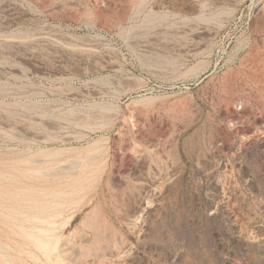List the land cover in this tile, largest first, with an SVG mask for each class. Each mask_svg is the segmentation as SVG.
<instances>
[{"label": "rangeland", "instance_id": "1", "mask_svg": "<svg viewBox=\"0 0 264 264\" xmlns=\"http://www.w3.org/2000/svg\"><path fill=\"white\" fill-rule=\"evenodd\" d=\"M263 169L264 0H0V264H264Z\"/></svg>", "mask_w": 264, "mask_h": 264}, {"label": "bare ground", "instance_id": "2", "mask_svg": "<svg viewBox=\"0 0 264 264\" xmlns=\"http://www.w3.org/2000/svg\"><path fill=\"white\" fill-rule=\"evenodd\" d=\"M261 128H262V126H261ZM261 141H262V139H261ZM257 143H258V142H257ZM255 147H256V146H255ZM248 151H249V150H248ZM248 151H247V152H248ZM255 155H256V154H255ZM262 155H263V153H262ZM253 156H254V155H253ZM260 156H261V155H260ZM257 161H258V160H257ZM259 162H260V161H259ZM262 163H263V162H262ZM258 167H261V166H258ZM263 170H264V169H263ZM41 173H42V172H41ZM43 174H46V173H43ZM2 175H3V178H4V174H2ZM46 175H47V174H46ZM0 176H1V175H0ZM5 178H6V177H5ZM247 181H248V180H247ZM252 182H253V181H252ZM252 182H250V183H252ZM247 183H249V182H247ZM2 184H3V183H2ZM79 185H80V183H79ZM71 186H72V185H71ZM251 186H252V185H251ZM13 188H14V187H13ZM83 188H84V187H83ZM43 189H44V188H43ZM81 189H82V187H81ZM18 191H19V189H18ZM23 191H26V190H23ZM54 191H55V190H54ZM52 192H53V191H52ZM61 192H62V191H61ZM38 193H39V191H38ZM42 193H44V192L42 191ZM50 193H51V192H50ZM54 193H56V192H54ZM59 193H60V192H59ZM65 193H66V192H65ZM23 194H24V193H23ZM39 194H40V193H39ZM39 194H37V195H39ZM62 194H63V193H62ZM62 194H61V196H62ZM66 194H67V193H66ZM51 195H52V194H51ZM55 195H56V194H55ZM69 195H70V193H68L67 196H69ZM71 195H72V194H71ZM13 196H14V195H13ZM59 196H60V195H59ZM29 197H30V196H29ZM44 198H45V197H44ZM55 198H56V197H55ZM3 199H4V197H3ZM5 199H6V197H5ZM9 199H11V198H9ZM35 199H37V198H35ZM21 202H22V201H21ZM25 202H26V201H25ZM34 202H36V201H34ZM66 203H67V200H66ZM66 203H65V204H66ZM69 203H70V202H69ZM48 204H49V203H48ZM54 204H55V203H54ZM65 204H64V205H65ZM6 205L8 206V204H6ZM62 205H63V203H62ZM62 205H61V206H62ZM64 205H63V209L65 208V206H66L67 204H66L65 206H64ZM4 206H5V205H4ZM9 206H11V205H9ZM29 206H30V205H29ZM57 206H58V205H57ZM20 207H21V206H20ZM39 207H40V204H39ZM47 207L49 208V206H47ZM52 207H53V205H52ZM54 208H56V207L54 206ZM54 208H53V209H54ZM4 209H8V208H4ZM10 209H11V208H10ZM26 209H27V208H26ZM35 209H36V208H35ZM41 209H43V208L41 207ZM51 209H52V208H51ZM53 209H52V210H53ZM12 210H13V209H12ZM46 210H47V209H46ZM28 211H29V210H28ZM9 212H10V211H9ZM14 212H15V211H14ZM18 212H19V211H18ZM22 213H23V212H22ZM44 213H45V211H44ZM61 213H62V211H61ZM3 215H4V214H3ZM23 215L26 216L25 214H23ZM39 215H40V213H39ZM42 215H43V214H42ZM49 215H50V214H48V216H49ZM57 215L59 216V214H57ZM57 215H56V216H57ZM24 216H23V217H24ZM32 217H33V216H32ZM46 217H47V216H46ZM59 217H61V216H59ZM59 217H58V218H59ZM35 218H36V217H33V220H35V222H36L37 219H35ZM47 218H48V217H47ZM50 218H51V220L54 219L53 216L50 217ZM50 218H48V219L50 220ZM12 219H14V218H11V220H12ZM41 219H43V218H41ZM48 219H47V220H46V219L44 220L45 223H46V225H47V221H48ZM141 219H142V218H141ZM28 220H29V219H28ZM33 220H29V221H33ZM261 220L263 221V219H261ZM37 221H39V219H38ZM18 222H19V221H17V223H18ZM21 222H23V224L25 223L24 221H21ZM41 222H42V221H41ZM51 222H52V221H51ZM259 222H260V221H259ZM27 223H28V222H27ZM45 223H43V224H45ZM48 224H49V222H48ZM57 224H58V223H57ZM57 224H56V225H57ZM59 224H60V223H59ZM59 224H58V225H59ZM50 225H51V224H50ZM53 225H55V223H54ZM258 225H259V224H258ZM247 226H248V225H247ZM48 227H50V226H48ZM55 227H56V226H55ZM256 227H259V226L256 225ZM18 228H19V227H18ZM34 228H35V227H34ZM53 228H54V227H53ZM245 228H246V227H245ZM21 229H22V228H21ZM25 229H26V228H25ZM31 229H32V227H31ZM31 229H30V230H31ZM37 229H39V228H37ZM46 229H47V228H46ZM95 229H96V228H94V230H95ZM258 229H259V228H258ZM262 229H263V228H262ZM26 230H27V229H26ZM28 230H29V229H28ZM40 230H42V229H40ZM44 230H45V229H44ZM44 230H43V232L45 233V231H47V230H45V231H44ZM57 230H58V229H57ZM245 230H246V229H245ZM32 231H34V230H32ZM48 231H49V230H48ZM48 231H47V232H48ZM50 231L52 232V230H50ZM258 231H259V230H258ZM3 232H4V231H3ZM51 232H50V234H51ZM53 232H54V230H53ZM243 232H244V231H243ZM247 232H248V231H247ZM259 232H260V231H259ZM24 233H25V230H24ZM94 233H95V231H94ZM98 233H99V232H98ZM260 233H261V232H260ZM262 233H263V232H262ZM262 233H261V234H262ZM25 234H28V233H25ZM37 234H38V233L33 234V235L36 236ZM53 234H54V233H53ZM96 234H97V230H96L95 236H96ZM242 234H243V233H242ZM244 234H245V233H244ZM253 234H254V233H253ZM261 234H259V236H260ZM30 235H31V237H30L29 235H28V237L31 239V238H32V234H30ZM39 235H40V234H38V236H39ZM59 235H61V234H59ZM254 235H255V234H254ZM254 235L251 234L252 237H253ZM25 236H26V235H25ZM40 236H41V235H40ZM56 236H57V235H56ZM255 236H256V235H255ZM19 237H20V236H19ZM26 237H27V236H26ZM43 237H45L44 234H43ZM46 237L49 238V236H46ZM46 237H45V238H46ZM84 237H85V235H84ZM252 237H251V239H250V238L248 237V235L245 236V238H244V242H245V244L247 245V247H253V246H255L254 244H256V245L259 246V247H262V246L264 245V244H263V237H262L260 240H257L258 237H256V240L254 239L255 237H253V238H252ZM260 237H261V236H260ZM260 237H259V238H260ZM33 238H34V237H33ZM40 238H41V237H40ZM40 238H39V239H40ZM45 238H42L43 243H46V242H45V241H46ZM51 238H53V236H52ZM54 238H55V237H54ZM96 238H98V237L96 236ZM259 238H258V239H259ZM22 239H23V237H22ZM36 239H37V241H39V239H38L37 236H36V238H34V240H31V241H36ZM44 239H45V241H44ZM58 239H60V238H57V239L55 238V239H53V240L51 239V240H52V241H55V242L57 241V243H58ZM63 239L66 240V238H63ZM63 239H61V240H63ZM100 239H101V238H100ZM252 239H253V240H252ZM10 240H11V239H10ZM42 240H41V241H42ZM101 240H102V239H101ZM101 240H99V242H101ZM237 240H238V239H237ZM48 241H49V240H48ZM82 241H83V240H82ZM87 241H88V240H87ZM89 241H90V240H89ZM55 242H54V245H53V243H51V241H50L51 247H50V244H48V246H49L48 249H49V248H52V247H55ZM60 242H61V241H60ZM85 242H86V241H85ZM238 242H239V241H238ZM12 243H13V242H12ZM15 243H16V242H15ZM35 243H36V242H34V244H35ZM41 243H42V242H41ZM63 243H64V242H63ZM65 243H66V242H65ZM65 243H64V244H65ZM70 243H72V242H69V244H70ZM88 243H89V242H88ZM90 243H91V242H90ZM90 243H89V244H90ZM36 244L38 245V243H36ZM36 244H35V245H36ZM59 244H60V247L62 248L63 246H61V243H59ZM66 244H68V241H67ZM239 244H240V242H239ZM241 245H242V244H241ZM1 246H2V245H1ZM13 246H14V245H13ZM17 246H18V245H17ZM17 246H16V248H17ZM57 246H58V248H56ZM67 246H68V245H67ZM69 246H70V245H69ZM2 247H4V246H2ZM2 247H1V249H3L2 251H6L7 248H10V247H4V248H2ZM56 247L51 249V254H53V253H52L53 249H56V250L58 249V250H60L59 252L62 253V250L59 249V245H56ZM247 247H245V248H247ZM23 248H24V247H23ZM38 248H39V246H38ZM43 248H44V247H43ZM4 249H5V250H4ZM44 249H45V248H44ZM97 249L99 250V248H97ZM97 249H96V251H97ZM247 249H248V248H247ZM258 249H260V248H258ZM262 249H263V248H262ZM262 249H261V250H262ZM10 250H11V249H10ZM36 250H37V247H36ZM41 250H42V249H41V247H40V250H39V251H41ZM45 250H47V249H45ZM56 250H55L54 252H56ZM58 250H57V251H58ZM71 250H73V249H71ZM94 250H95V249H94ZM101 250H102V249H101ZM101 250H100V251H101ZM248 250H249V249H248ZM252 250H253V249H252ZM252 250H251V251H252ZM255 250H257V249L255 248ZM11 251H12V250H11ZM74 251H75V248H74ZM100 251H99V252H100ZM251 251H248V252H251ZM7 252H8V251H7ZM13 252H16V251H13ZM24 252H25V249H24ZM26 252H27V251H26ZM41 252H42V251H41ZM47 252H48V251H47ZM49 252H50V249H49ZM63 252H64V251H63ZM66 252H67V247H66L65 254H66ZM71 252H72V251H71ZM93 252H94V251H93ZM97 252H98V251H97ZM102 252H103V250H102ZM102 252H101V253H102ZM257 252H260V251H257ZM257 252H256V253H257ZM1 253L3 254V252H1ZM1 253H0V254H1ZM20 253H21V252H20ZM31 253L33 254V252H31ZM42 253H46V252L44 251V252H42ZM2 254H1V255H2ZM11 254L13 255L12 252H11ZM11 254H10V255H11ZM18 254H19V253H18ZM32 254H30V255H32ZM47 254H48V253H46V255H47ZM94 254H96V253L94 252L92 255H94ZM97 254H98V253H97ZM97 254H96L95 256H97ZM3 255H4V254H3ZM7 255L10 256L9 254H6V256H7ZM33 255H34V254H33ZM41 255H42V254H41ZM49 255H50V254L47 255L48 258H49ZM61 255H62V258H63V255H64V254H61ZM89 255H90V254H89ZM99 255H100V253H99ZM102 255H103V254H102ZM245 255H246V254H245ZM15 256L17 257L16 254H15ZM21 256H22V255H21ZM95 256H93V257H95ZM2 257L6 258V259H5V262H6L8 257H5V256H2ZM10 257H11V256H10ZM16 257H15V258H16ZM22 257H23V256H22ZM22 257H21V259H22ZM38 257H39V256H38ZM45 257H46V256H45ZM64 257L66 258L65 255H64ZM67 257H68V255H67ZM100 257H101V256H100ZM17 258H18V257H17ZM19 258H20V257H19ZM12 259H13V257L11 258V260H12ZM46 259H47V258H46ZM49 259H50V258H49ZM56 259H57V258H56ZM261 259H263V258H261ZM9 260H10V258H9ZM11 260H10V264H11ZM17 260H18V259H16V261H17ZM19 260H20V259H19ZM20 261H21V260H20ZM20 261H19V262H20ZM24 261H25V260H24ZM36 261H37V260H36ZM40 261H41V260H40ZM21 262L23 263V260H22ZM225 262H226V261H225ZM225 262H224V263H225ZM262 262H263V261H262ZM24 263H25V262H24ZM40 263H42V262H40ZM75 263H76V262H75ZM3 264H4V263H3ZM7 264H9V263H7ZM229 264H230V263H229Z\"/></svg>", "mask_w": 264, "mask_h": 264}]
</instances>
